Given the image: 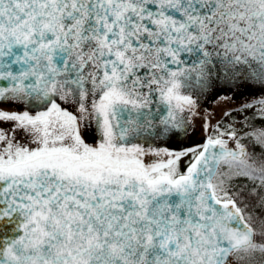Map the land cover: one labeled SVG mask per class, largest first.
<instances>
[{"label": "snow or ice", "instance_id": "1", "mask_svg": "<svg viewBox=\"0 0 264 264\" xmlns=\"http://www.w3.org/2000/svg\"><path fill=\"white\" fill-rule=\"evenodd\" d=\"M0 264H264V0H0Z\"/></svg>", "mask_w": 264, "mask_h": 264}, {"label": "rangeland", "instance_id": "2", "mask_svg": "<svg viewBox=\"0 0 264 264\" xmlns=\"http://www.w3.org/2000/svg\"><path fill=\"white\" fill-rule=\"evenodd\" d=\"M227 107H234V105L227 104L226 101L223 99H220L217 102H215L211 108L215 113L214 119L219 118L222 110L227 108ZM195 129H196L197 133L203 135L202 130L200 128L199 119H197V121H196Z\"/></svg>", "mask_w": 264, "mask_h": 264}, {"label": "water", "instance_id": "3", "mask_svg": "<svg viewBox=\"0 0 264 264\" xmlns=\"http://www.w3.org/2000/svg\"><path fill=\"white\" fill-rule=\"evenodd\" d=\"M221 99H224V98H221ZM218 100H219V99H218ZM226 100H227V99H226ZM216 101H217V100L214 101V100H212L211 98H209V100L207 101V104L205 105V107L210 109V108L212 107L213 103H215ZM241 101H242V98H238L237 100H234V101H229V100H227V102H228L229 104L233 103L234 105H236L237 103H239V102H241ZM200 139H201V138H200ZM200 139H198L197 142H199ZM191 142H193L191 137H190L189 140H187V138H185L184 144H180V145H187V144H189V143H191Z\"/></svg>", "mask_w": 264, "mask_h": 264}, {"label": "flooded vegetation", "instance_id": "4", "mask_svg": "<svg viewBox=\"0 0 264 264\" xmlns=\"http://www.w3.org/2000/svg\"><path fill=\"white\" fill-rule=\"evenodd\" d=\"M211 109V108H210ZM192 138L193 142H197L198 139H200L202 137L201 134L197 133V131L195 130V133L193 135L190 136ZM190 137H187V140L190 139ZM185 138H180L177 141H174V144H184Z\"/></svg>", "mask_w": 264, "mask_h": 264}]
</instances>
